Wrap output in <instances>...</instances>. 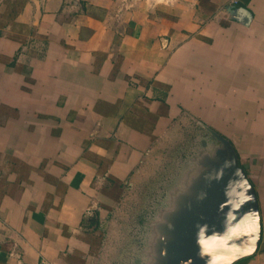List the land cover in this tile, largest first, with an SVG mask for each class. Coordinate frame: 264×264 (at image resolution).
Segmentation results:
<instances>
[{"label":"crops","instance_id":"obj_1","mask_svg":"<svg viewBox=\"0 0 264 264\" xmlns=\"http://www.w3.org/2000/svg\"><path fill=\"white\" fill-rule=\"evenodd\" d=\"M202 123L258 194L235 264H264V0H0V264H134L124 196L163 194Z\"/></svg>","mask_w":264,"mask_h":264},{"label":"water","instance_id":"obj_2","mask_svg":"<svg viewBox=\"0 0 264 264\" xmlns=\"http://www.w3.org/2000/svg\"><path fill=\"white\" fill-rule=\"evenodd\" d=\"M228 10L245 25L252 19L247 7ZM202 125L210 137L184 160L149 219L143 264H235L260 246L256 188L232 142Z\"/></svg>","mask_w":264,"mask_h":264},{"label":"rangeland","instance_id":"obj_3","mask_svg":"<svg viewBox=\"0 0 264 264\" xmlns=\"http://www.w3.org/2000/svg\"><path fill=\"white\" fill-rule=\"evenodd\" d=\"M207 136L210 137L206 131L205 137H207ZM183 162H184V159H183ZM174 174L175 175L177 174L176 171L174 172ZM145 180H142L141 182H143ZM166 187L167 186H165V188ZM164 197H165V192L163 194L129 193V194L125 195L124 196L125 201L123 198V201L125 202V204L123 206V209L118 210L119 212L117 211L118 212V216L116 217L117 222L113 227V229H114L113 234L116 233V238L114 239V241L118 242V239L120 238L121 231L129 225H130L129 228H131V235L133 233H135L137 231V229H140V226H137V225H138L139 218L141 217V215L143 213H145L146 211H149V213L152 214V217H153L155 212H156V209H157L156 206L160 205L163 202ZM154 205H156V206H154ZM124 225H127V226L124 227ZM147 226L145 227V229H144V227H142L141 238H140V240H138V242L134 246V248H135L133 250L134 251L133 252L134 264H143L144 248L146 246V241H147V238H146L147 237L146 236ZM106 230H108L107 227H106ZM104 232L107 234V231H104ZM112 243L114 244V242H112ZM134 243L135 242H132V246L134 245ZM116 244L119 245V243H116ZM118 248L119 247L117 246L116 249H118Z\"/></svg>","mask_w":264,"mask_h":264}]
</instances>
